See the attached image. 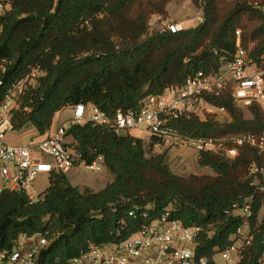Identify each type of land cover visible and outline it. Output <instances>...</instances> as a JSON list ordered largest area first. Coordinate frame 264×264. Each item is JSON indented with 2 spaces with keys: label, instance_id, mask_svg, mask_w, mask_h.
Wrapping results in <instances>:
<instances>
[{
  "label": "trees",
  "instance_id": "16d2710c",
  "mask_svg": "<svg viewBox=\"0 0 264 264\" xmlns=\"http://www.w3.org/2000/svg\"><path fill=\"white\" fill-rule=\"evenodd\" d=\"M170 1L14 0L0 21V60L7 63L6 74L0 71L1 93L33 68L44 73L24 94L14 131L45 136L57 115L79 104L93 105L109 118L120 110L138 111L150 96L180 88L200 72H219L223 62L234 59L238 45L264 71V0H191L203 13L198 27L150 34L152 17H166ZM203 100L225 109L230 120L222 123L216 114L180 118L172 126L184 140L264 139L260 104L248 107L246 119L230 90ZM67 138L86 164L104 157L113 182L98 193L82 192L66 174L54 173L44 201L34 205L24 194L3 192L0 253L12 252L21 235L42 234L52 244L37 264H69L91 245L129 240L172 209L173 219L202 229L197 257L213 264L243 224L234 207L249 200L253 239L237 264H264V152L258 147L244 144L235 160L200 152L198 166L214 176L184 178L170 170L163 155L148 158L145 143L130 134L70 125ZM233 147L230 143L227 150ZM134 210L147 218L130 216Z\"/></svg>",
  "mask_w": 264,
  "mask_h": 264
},
{
  "label": "built area",
  "instance_id": "2783aa9c",
  "mask_svg": "<svg viewBox=\"0 0 264 264\" xmlns=\"http://www.w3.org/2000/svg\"><path fill=\"white\" fill-rule=\"evenodd\" d=\"M14 0H0V21L11 10ZM154 20L150 31L154 33L178 34L185 30L182 24L166 21L154 30ZM2 28L0 27V36ZM153 34V33H151ZM239 36L240 33L238 32ZM6 61L0 60V71L6 74ZM251 62L245 50L238 49L231 62H223L219 72L206 74L200 72L186 80L180 88H170L161 96L146 98L138 111H118L113 118L107 117L93 105L79 104L72 107L71 125L96 127L114 131L117 135L130 134L134 131L146 133L155 146L168 145L173 142H185L172 124L180 118L199 117L202 120L207 114H225V109H216L203 100V96H220L230 90L239 107L248 108L253 103L264 109V76L262 73H250ZM44 76L39 68H33L22 80L15 83L2 95L4 87L0 81V195L9 191L24 194L31 205L44 201L46 191L37 189V182L46 177L48 183L54 173L68 174L71 171L85 169L100 173L106 168L104 157H98L93 163L86 164L72 144L67 143V130L61 125L50 136L37 140L30 139L20 145H12L7 136L14 131L13 120L22 112L24 94L34 87ZM24 111L28 112V109ZM152 143V142H151ZM200 152L218 153V144L212 140H189ZM233 148L227 150L226 157L235 160L239 156V147L249 144L264 152V139L252 136L233 137L230 139ZM48 159V160H46ZM257 172V170H255ZM234 215L241 217L243 224L231 237L233 245L225 252L219 253L213 264H237L242 258L243 250L253 239L248 221L252 217L249 200L242 207H234ZM130 216L147 218L134 210ZM202 233L200 228H188L181 221L173 219L172 209H167L160 219L144 226L129 240L105 247L91 245L88 252L69 264H211L207 258H198L197 239ZM52 244L45 235H21L12 252L0 253V264H37L40 254Z\"/></svg>",
  "mask_w": 264,
  "mask_h": 264
},
{
  "label": "rangeland",
  "instance_id": "374dc122",
  "mask_svg": "<svg viewBox=\"0 0 264 264\" xmlns=\"http://www.w3.org/2000/svg\"><path fill=\"white\" fill-rule=\"evenodd\" d=\"M228 1L233 2L234 0ZM166 11V17L158 15L152 17L151 21L154 20L155 23L154 30L157 31V29L162 26V23L166 21L180 23L183 25L185 30L196 28L203 22L202 11L197 9L193 5L191 0H171L166 7ZM149 32L150 34L154 33L152 31ZM249 72L262 73L264 76V71L260 70L255 64L250 65ZM240 109L244 112V116L246 119L251 118L248 108L240 107ZM72 115V110L67 109L60 114L58 120L61 124H64L65 127L68 128L71 125L70 120ZM216 116L217 119L222 123L229 122L230 120L228 114H216ZM35 136L36 134L31 133L30 130L24 132H11L7 136V141L12 145H20L22 143L30 141V139L34 138ZM148 137L150 136H148L147 134L142 136V138L138 137L145 143L147 157L150 158L153 156L163 155L165 157L166 164L175 175L184 178H188L191 176H214L211 170L203 169L198 166L197 162L200 151L192 146L189 141H178L168 145L159 144L157 146L151 147L152 141H149L150 139H148ZM66 141L68 145L71 144L69 140ZM229 141V139H226L217 143L218 153H223L226 156L225 152L227 151V146L230 144ZM66 175L69 178L70 183L82 192L90 191L96 193L97 191L103 189L110 182H112V180H114V177L108 172L106 168H104V170L100 173H92L85 169H79L71 171ZM36 185L37 189L40 191H46L49 187V183L46 177L41 178ZM2 186H4V183L0 179V187ZM217 262L221 264L219 258H217Z\"/></svg>",
  "mask_w": 264,
  "mask_h": 264
},
{
  "label": "crops",
  "instance_id": "0c3cea01",
  "mask_svg": "<svg viewBox=\"0 0 264 264\" xmlns=\"http://www.w3.org/2000/svg\"><path fill=\"white\" fill-rule=\"evenodd\" d=\"M69 109H71V108H69ZM62 113H63V112H62ZM59 116H60V114L56 116V118H55V120H54V123H53V126H52L51 130H50L45 136H40L37 132H33V131H31V133H35V134H36L35 137H37V140H42V139H44V138H46V137L52 135V134L57 130L58 127H60L61 125H64V124H61V123L59 122V120H58ZM64 126H65V125H64ZM130 135L133 136V137H135V138H138V137H141V138H142V136L146 135V133L139 132V131H134V132H131ZM148 136H149V135H148ZM138 139H140V138H138ZM148 139H150L149 141H151V138H150V137H148ZM67 140H69V141L71 142V144H73V140H72V138H67ZM149 141H148V143H149ZM68 174H69V173H68ZM112 182H113V180H112ZM112 182H110L109 184H111ZM109 184H108V185H109ZM106 187H107V185H106L103 189L97 191L96 193H98V192L104 190ZM217 258H219V257H217ZM217 258H216V260H217Z\"/></svg>",
  "mask_w": 264,
  "mask_h": 264
}]
</instances>
